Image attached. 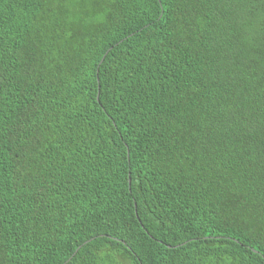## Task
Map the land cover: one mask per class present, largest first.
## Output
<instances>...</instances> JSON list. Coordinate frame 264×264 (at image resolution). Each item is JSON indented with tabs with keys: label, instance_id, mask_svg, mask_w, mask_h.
<instances>
[{
	"label": "trees",
	"instance_id": "1",
	"mask_svg": "<svg viewBox=\"0 0 264 264\" xmlns=\"http://www.w3.org/2000/svg\"><path fill=\"white\" fill-rule=\"evenodd\" d=\"M0 264H264V0H0Z\"/></svg>",
	"mask_w": 264,
	"mask_h": 264
}]
</instances>
